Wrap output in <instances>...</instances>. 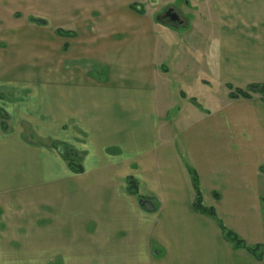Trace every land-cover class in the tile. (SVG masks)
Listing matches in <instances>:
<instances>
[{
    "label": "crops",
    "instance_id": "0c3cea01",
    "mask_svg": "<svg viewBox=\"0 0 264 264\" xmlns=\"http://www.w3.org/2000/svg\"><path fill=\"white\" fill-rule=\"evenodd\" d=\"M173 1L49 0L43 67L25 59L46 28L0 0V264H264L193 211L187 169L226 226L264 246V93L227 89L264 86V0H195L182 31L155 19Z\"/></svg>",
    "mask_w": 264,
    "mask_h": 264
},
{
    "label": "trees",
    "instance_id": "16d2710c",
    "mask_svg": "<svg viewBox=\"0 0 264 264\" xmlns=\"http://www.w3.org/2000/svg\"><path fill=\"white\" fill-rule=\"evenodd\" d=\"M132 9H137V5H131ZM33 21V20H31ZM58 34L60 36H72L69 32H62L58 31ZM227 89L229 90L228 97L230 99H250L252 96L251 94L254 92H261L264 93V86H249L246 89H237L232 87L231 85L227 86ZM0 117L3 120H6L5 114H0ZM1 127L3 130L6 129V124L3 121L1 123ZM50 145L57 149V151L60 149L59 152L62 159L66 162L69 170L74 174H81L83 172V168L81 165V158L79 155L72 149L68 148L66 145H63L61 143H50ZM188 169V173L190 174V183H191V189L193 192V200H192V209L195 213L204 215L208 218H210L218 227L223 239L231 245L232 249L235 251L238 250H245L249 256L256 260L260 261L264 257V246L262 245H254V246H248L244 241L240 240L236 234H234L227 226L226 224L221 220V218L218 216L216 210L212 206H208L205 204L203 200V192L200 186V182L196 174H193L190 168ZM260 172L264 174V167L260 168ZM126 185H127V191L131 195H134L138 198V200H147V198H142L138 195L137 192V185L138 181L133 178H127L126 179ZM214 199H219V196L217 194H213Z\"/></svg>",
    "mask_w": 264,
    "mask_h": 264
},
{
    "label": "rangeland",
    "instance_id": "374dc122",
    "mask_svg": "<svg viewBox=\"0 0 264 264\" xmlns=\"http://www.w3.org/2000/svg\"><path fill=\"white\" fill-rule=\"evenodd\" d=\"M153 1L154 0H150V3H149L150 7L152 6ZM164 1H166V0H163V2ZM174 1L176 2L175 3L176 6H179V4L181 5L180 10H181L182 14L189 21L191 20V17H194V18L195 17H197V18L199 17L200 18V15L196 16L194 14L195 13L194 12L195 8H194L193 4H195V0H187L188 1V5H184L183 3H181V1H183V0H174ZM13 2H14V0H13ZM48 2H49V0H43V6H42V10L43 11L39 10V11L36 12L35 9H31V8H28V10L26 9V11H25L23 9L22 2L20 3L17 0V1L14 2V4L16 6L11 8V11H10V14H11L10 18L14 19L17 23L18 22H22V21H26L28 24L40 25V24L37 23L38 20H43L45 22V24L42 25L44 28H46L43 31L44 32V34H43V37H44L43 38V40H44L43 41L44 42L43 45L39 47L38 44L37 45L35 44V46H34V44L32 45L31 43L28 44L29 50H31V51L28 52L29 56H27L25 60L27 61V63L29 65L35 66L37 64L39 65L40 62H42V66L43 67L44 66H50L49 62L51 61L50 60L51 57H50V49H49V40H50L49 35H50V32L52 31L53 28L49 25V22H50V17L49 16H50V14H49V12L47 10H50V6H48ZM24 3L28 4L27 1H25ZM155 6L156 7H154V9H156L159 5H155ZM31 20H33V21H31ZM179 31H182V29H179ZM181 43H182V41L180 42L178 39H172V44L170 46L169 51L171 53H173V56L177 55V53L181 52ZM33 51L34 52H38V53H39V51H43V55L39 57V55H40V53H39L38 57H36L35 53L32 54ZM180 62H182V60ZM176 98L177 97H175V99ZM176 100H178V98ZM0 114L1 115L3 114L2 110H0ZM244 252H245L244 254H248L245 250H244Z\"/></svg>",
    "mask_w": 264,
    "mask_h": 264
},
{
    "label": "flooded vegetation",
    "instance_id": "af4514ba",
    "mask_svg": "<svg viewBox=\"0 0 264 264\" xmlns=\"http://www.w3.org/2000/svg\"><path fill=\"white\" fill-rule=\"evenodd\" d=\"M176 2L166 4L155 16L158 23L173 28L175 30L180 29L186 25L189 21L181 12L180 7L176 6ZM184 5H188L187 0L181 1Z\"/></svg>",
    "mask_w": 264,
    "mask_h": 264
},
{
    "label": "water",
    "instance_id": "95a60500",
    "mask_svg": "<svg viewBox=\"0 0 264 264\" xmlns=\"http://www.w3.org/2000/svg\"><path fill=\"white\" fill-rule=\"evenodd\" d=\"M37 23L40 25L45 24V22L43 20H38ZM58 151L60 152L61 150L59 149ZM138 202H139V206L146 212H153L155 209L153 202H151L149 200L141 199Z\"/></svg>",
    "mask_w": 264,
    "mask_h": 264
}]
</instances>
